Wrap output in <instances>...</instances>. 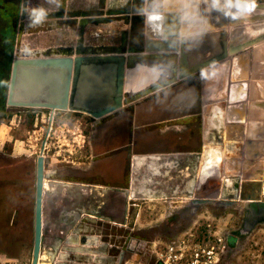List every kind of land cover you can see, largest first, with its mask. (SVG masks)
Returning a JSON list of instances; mask_svg holds the SVG:
<instances>
[{"label":"crops","instance_id":"0c3cea01","mask_svg":"<svg viewBox=\"0 0 264 264\" xmlns=\"http://www.w3.org/2000/svg\"><path fill=\"white\" fill-rule=\"evenodd\" d=\"M147 2V0H33L30 2L32 5H27L28 2H26L25 12L17 21L31 23L36 26V29L29 34L31 45L29 48L22 49L26 53L21 56H54L61 53V50L58 52L59 48L68 46L76 48L78 40L81 41V46L77 47L80 52L81 49L86 50L90 46L98 47L97 52L105 49V45L118 46L122 33H125L126 39L129 40L130 32L128 25L122 20L115 19L117 18L115 15L122 13L121 9L136 8L139 10L137 9L139 6L142 8V14L148 13L144 11ZM249 2H264V0H152L151 5L153 8H163V12L177 10L180 13L179 32L183 27L194 31L200 37L197 38L199 41L195 40L197 46L196 44L191 45L192 53L188 56L192 57V61L189 59L188 64L184 63L183 67L187 71L190 64L204 60L210 54L211 50L202 44V41L205 40L203 35L206 33L214 34L215 37H211L218 41L219 32L225 30L227 47L254 37L251 35L250 27L256 26L259 21H249V19L254 16L259 18V15L264 11L244 10L240 8L241 6L237 8V5ZM26 8H29L31 13L26 12ZM104 9H111L112 11L107 14L113 16L105 17ZM236 9H238L237 14ZM61 11L64 16L61 15ZM90 11L92 13H89ZM135 14L140 13L136 11ZM108 18L111 19L108 20ZM121 21L125 27H121ZM148 21H151L148 24L153 30L156 26L155 19H148ZM232 21H236V24L231 27L229 25ZM177 22L178 18H170V21L164 20L158 25L161 26L160 31L164 28L163 32L167 33L171 25H174V29L177 27ZM105 25H108L107 31L115 35L116 43L101 41L88 45L89 27L97 30L95 33L97 36L99 32L106 31ZM137 26L139 28L140 25ZM206 26L211 27L206 29ZM115 27L118 29L117 32L113 30ZM147 27L150 30L149 25ZM230 31H234V33L231 34ZM133 32L135 30L132 31V34ZM167 38H175V36ZM200 44L203 46H199ZM228 60L226 63H223L225 61L220 63L216 69H206L203 72L190 74L168 87L98 119L92 118L85 112L74 111L75 117H80L85 121H88L89 118L96 121L94 125L91 124L88 147L101 156L93 169L102 180L98 183L94 182L97 190L93 187L89 188L94 184L82 179L66 181L65 189H70V193L65 194V201L73 205L74 202L82 199H86L89 203L99 199L100 206H98L99 208L55 210L64 222L63 224L49 225L48 232L55 233L57 240L63 238L64 246L59 250L61 252H58L53 258L55 259L53 264H57V256L63 255L65 260L69 259L65 264H104V251L107 242L104 235L105 225L114 227L123 222L126 223L124 218L127 215H125L124 205L121 204V201L130 200L132 197L137 198V189L140 186L142 192L146 190L145 186L149 185V192H140V194L148 195L154 200L158 197L177 200L187 196L185 191L194 194L198 179L208 183L205 191L211 195L210 197H216L212 192L215 176L228 184L229 180L224 179L226 172L221 171L220 165L222 166V164L218 163V159L224 161L222 158L225 157V154L228 155L226 146L229 143V138L220 146L221 150L224 149L221 151L222 153L220 150L214 151L213 120L215 110L212 105L214 99L220 96L219 90H225L224 98H227L228 90L239 92L249 86L252 95H257V97L259 94L262 95V92L259 93L258 90L255 92L254 89H264V40L257 43L252 49L248 47L238 50L233 56L228 57ZM230 70L234 73V77L230 76ZM225 71L228 74H225ZM57 93L60 94L53 87L47 89L42 85L39 88L34 86L30 99L33 97L41 101H53L52 99L59 95ZM257 97L256 100L260 101ZM39 109L51 111L47 108ZM56 111L69 110H54L52 112ZM223 134L224 138L231 137L228 132ZM148 142H152L155 146L147 147ZM202 148L204 152L209 153L207 157L204 154L202 157ZM218 152L219 156L216 157ZM127 160L128 166L126 165ZM258 163L259 161H255L250 168L248 178L254 177L252 169L254 167L257 170L260 167ZM74 167L81 168L82 166L74 165ZM126 170L128 173L124 179ZM158 175L161 177L155 178ZM125 183L126 185H123ZM208 190L210 192H207ZM50 238L52 237L48 239ZM42 243L38 264H47L42 261L48 260L51 249L49 246H52V242ZM74 258L76 259L73 260Z\"/></svg>","mask_w":264,"mask_h":264},{"label":"rangeland","instance_id":"374dc122","mask_svg":"<svg viewBox=\"0 0 264 264\" xmlns=\"http://www.w3.org/2000/svg\"><path fill=\"white\" fill-rule=\"evenodd\" d=\"M2 1L0 0V18L3 19L0 20V60L3 58L2 46H8L5 43L6 32L3 26L7 25L10 33L13 31L12 27L15 29L11 52L7 65L3 67V79L0 81V264H30L35 162L40 155L45 165L42 242H52V246H49L51 249L48 260H43L42 263L45 261L47 264H53L55 260L53 258L64 246L63 238L57 240L55 233L48 232L49 225L64 222L55 210L100 206L99 199L90 203L82 199L73 205L65 201V194L70 193V189H65L66 181L77 178L94 184L102 180L93 169L101 156L88 147L91 124L94 125L96 121L90 118L85 121L75 117V112L71 110L56 111L50 115L51 112L45 109L5 105L11 59L26 53L22 49L30 47L29 34L36 26L27 22L19 23L17 20L21 17L20 10L13 7L9 12L6 4L1 6L4 2ZM31 1L33 0H27V5H32ZM29 8L32 10L30 6ZM29 8H26V12L31 13ZM109 11L112 10L104 9L105 17L113 16L107 14ZM61 12L64 16L63 11ZM263 24L264 22H259L258 25L255 24L256 26L252 25L250 28L254 30L250 29V32L255 31L254 27H258L256 31L263 32ZM105 27L106 31L99 32L97 36L95 35L97 30L89 27L88 45L101 41L116 43L115 35L107 31L108 25ZM121 27H125L122 21ZM113 30L118 31L116 27ZM251 35L253 36L252 32ZM255 46L256 44L249 48ZM257 90L259 93L262 92V95L254 97L263 102L264 89H254L255 92ZM43 143L44 148L41 149ZM154 146L152 142L147 143V147ZM202 150V157L203 154L207 157L209 153L204 152L203 148ZM214 151L216 152V149ZM260 160L263 168L258 169L262 178L254 176L252 179L260 180V184L262 183L259 185L261 190L259 189L260 196L257 201L264 202L263 154L258 165ZM127 173L128 170L123 176L124 179ZM225 184L226 182L221 181L217 199H204L198 202L193 200L196 191L194 194L185 191L187 196H183V199L170 200L158 197L154 200L148 195H141V186L138 187L137 198L121 201L127 215L124 218L126 223L114 227L105 225L104 235L107 242L104 264H157L155 252L159 246L187 232H192L196 236L200 234L210 236V233L206 232L209 228L222 232L227 237L221 264H264V214L253 216L244 205L250 200L247 198L245 183L237 184L233 193H229V187ZM92 187L97 190L96 184L89 188ZM145 187L146 190L141 193L149 192L150 186ZM246 223L249 224L248 229L243 231ZM49 237L52 238L48 239ZM57 259V264L69 261L65 260L64 255L57 256Z\"/></svg>","mask_w":264,"mask_h":264},{"label":"water","instance_id":"95a60500","mask_svg":"<svg viewBox=\"0 0 264 264\" xmlns=\"http://www.w3.org/2000/svg\"><path fill=\"white\" fill-rule=\"evenodd\" d=\"M25 3L26 0H23L22 13L25 10ZM237 7L244 10L249 9L250 11H264V2H249L237 5ZM137 9L139 10H136V8L121 9L123 10L122 13L116 14L117 18L115 19L122 20L128 25L127 27L130 32V35H128L129 40L126 39L125 33H122L118 46L105 45V49L98 52L96 50L89 51L88 49H81L80 52V49L78 51L74 46H68L59 48L58 52L61 50V53L50 57H24L21 55L13 57L5 94V105L7 107L47 108L51 112L54 110L80 111L87 113L92 118L98 119L162 88L168 87L190 74L203 72L206 69H216L223 61H225L223 63H226L228 57L233 56L238 50L251 47L264 40V33H262L260 36H256L255 38L249 37L246 40L238 42V44H232L227 47L225 30L219 32L218 41H215L211 37L214 34L206 33L207 36L203 35L205 40L202 41V44L208 41V44H205V48L211 50L210 54L204 60L190 64L189 70L185 71L183 67L184 63L188 64L190 62L189 59L192 61V57L188 55L192 53L190 50L191 45L196 44L195 40L199 41L197 39L200 38L197 36L198 34L183 27H181L179 32L180 13L177 10L163 12V8H153L155 11L154 23L157 25V23L164 21L169 15H176L178 22L175 33L172 34V29L167 33L163 32L164 28L160 31V27L155 26L156 33L153 34L151 33L150 24H148L151 23L148 19L152 20L153 15L148 14L149 12L142 14L143 11L140 6ZM135 10L139 11L140 14L135 15L137 16V20L132 25L131 15L136 12ZM254 17L250 18L249 21L264 22V13L259 15V18ZM235 24L236 21H232L229 26H234ZM137 25H140L141 28L140 26L138 28ZM148 25L150 30H148ZM209 27L211 26H206V29H209ZM134 30L135 32L132 34ZM230 33L233 34V31ZM172 36L177 37L179 41L175 38H167ZM78 41L76 47L81 46V41ZM202 44L199 46H203ZM225 74L228 73L225 71ZM246 74L248 75L247 72ZM231 75L234 77L232 70H230ZM20 78H23V84L28 88V92L33 93L34 86L39 87L42 85L47 89L48 87H53L60 94L57 93L59 95L57 98L54 97L53 101H41L38 98L24 101L26 99L16 98V86ZM34 83H37V85ZM43 147L44 143L42 144V149ZM223 166L226 167V164L220 165L221 171H223ZM224 172H226L225 175H228L225 169ZM44 175V159L40 155L36 158L35 162L30 264H38L41 249ZM221 181L219 177H214L215 184L212 187V192L215 193L216 197L212 196V198L205 191L208 183L206 184L203 180L198 179L195 185L196 197L193 200L198 202L204 201V199H217ZM200 184L201 186H199ZM207 192L210 191L208 190ZM259 196L256 194L255 197L250 198L244 204L253 216L264 214V202L257 201ZM248 226V223L244 224L243 231H246Z\"/></svg>","mask_w":264,"mask_h":264},{"label":"flooded vegetation","instance_id":"af4514ba","mask_svg":"<svg viewBox=\"0 0 264 264\" xmlns=\"http://www.w3.org/2000/svg\"><path fill=\"white\" fill-rule=\"evenodd\" d=\"M3 1L1 5L2 7L6 4L7 10L10 12L13 7L16 8L17 6L20 10L19 14L22 16L21 7L23 0ZM0 20L3 21L1 18ZM12 24L13 23H11V25ZM13 25L15 26V24ZM3 29L4 32H6L5 43L8 44V46H2L3 58L0 60V81L3 79V67L7 65L8 55L11 52L13 42L12 36L14 32L12 29L15 28L12 27L11 33L9 32L7 25H4ZM224 92L225 90H219L220 96L214 99L215 101L212 105L213 110H215L213 120V141L214 148L216 150H221V144L227 142L226 138H224L223 129L224 132H228V135L231 137L238 136L235 139L230 137L234 141L229 139V143H227L226 148L228 155L225 154V157L222 158L226 161V163H224V161L220 158L218 162L226 164V167H222V170L225 169L228 174L227 176H230L229 178L231 179L227 177L229 183L225 185L229 187V193H233L237 184L241 185L242 183H245V185H247V183L257 181L255 179H250V177L248 178L247 175L250 172V167L253 166H251V164H254L255 161H259L262 154L264 155V100L263 102L257 101L254 95H252L249 86H247V89L239 91L240 93L228 90V95L226 96L227 98H224ZM255 102L259 103L252 104ZM254 109L257 110L255 111ZM256 125L257 127H255ZM126 165L128 166V160L126 161ZM262 165V160H260L261 169L263 168ZM252 170V175H259L260 178H262L259 169H257L259 170V174L257 170ZM258 181L260 182V180ZM261 184L259 183L256 187H254L253 191L255 192L258 188L260 189L261 186L259 185ZM249 194H251V192Z\"/></svg>","mask_w":264,"mask_h":264},{"label":"built area","instance_id":"2783aa9c","mask_svg":"<svg viewBox=\"0 0 264 264\" xmlns=\"http://www.w3.org/2000/svg\"><path fill=\"white\" fill-rule=\"evenodd\" d=\"M206 232L210 236L187 232L165 242L156 249L157 264H221L227 237L211 228Z\"/></svg>","mask_w":264,"mask_h":264},{"label":"bare ground","instance_id":"6f19581e","mask_svg":"<svg viewBox=\"0 0 264 264\" xmlns=\"http://www.w3.org/2000/svg\"><path fill=\"white\" fill-rule=\"evenodd\" d=\"M148 2H147V5H146V8H145V11L146 12H149L148 14H152L153 15V17L152 18H155L154 16H155V14H154V10H153V7H152V5H151V2H152V0H147ZM234 5H236V4H234ZM238 8V7H237ZM196 9V8H195ZM193 11H194V8L192 9ZM236 10H238V9H236ZM192 11V12H193ZM196 11V10H195ZM191 12V13H192ZM216 12H217V10H216ZM236 13H238V11H236ZM259 13V12H258ZM257 13V14H258ZM147 14V15H148ZM195 14V13H194ZM193 14V15H194ZM199 14V13H198ZM136 14L135 13H133L132 14V16H131V21H132V24L134 25L135 24V22H136V20H137V16H135ZM251 16H252V14H250ZM248 17H249V15H248ZM170 18H177V16L176 15H169L168 17H166V19H164L166 22L167 21H170ZM247 20V19H246ZM245 21V20H244ZM254 21V20H253ZM243 22V21H242ZM261 25V24H260ZM263 27H264V24L262 25ZM156 27H158L159 28V25H158V23H157V25H156ZM156 27L154 26V29L152 30V33L154 34V33H156ZM161 27V26H160ZM232 27V26H231ZM249 27V26H248ZM261 27V26H260ZM171 28H172V34L173 33H175V29H174V25H171V27L169 28V31L171 30ZM257 28V27H256ZM256 28H255V31H251L252 32V34H253V38H255L256 36H259L261 33H264V31L263 32H260V30L259 31H256ZM252 30H254L253 28H251ZM262 30H264V29H262ZM169 31H167V32H169ZM231 32V31H230ZM234 33V32H233ZM258 34V35H257ZM219 35V34H218ZM256 35V36H255ZM219 37V36H218ZM228 37V36H227ZM176 40H178L179 41V39H176ZM206 44V43H205ZM77 48V47H76ZM88 50L89 51H92V50H99V48L98 47H96V48H93V47H89L88 48ZM207 50V49H206ZM204 59V58H203ZM23 78H20L19 79V82H18V84H17V86H16V98H22L23 100L24 99H26V100H24V101H28L29 99H30V95H31V92H28V88L23 84ZM31 83V82H30ZM29 84V83H28ZM35 84V83H34ZM37 84V83H36ZM30 85V84H29ZM39 88V87H38ZM42 91V90H41ZM35 93H36V91H35ZM43 93V92H42ZM33 94V93H32ZM51 96V95H50ZM43 97V96H42ZM31 98H33V97H31ZM244 125V124H243ZM244 127V126H243ZM224 133V132H223ZM227 133V132H226ZM237 134V133H236ZM238 137V136H237ZM237 137H231L232 139H235V138H237ZM231 139L230 137H226V139ZM231 139V141H234V140H232ZM206 140V139H205ZM211 146V145H210ZM223 149V148H222ZM224 150V149H223ZM223 150H220V152L221 151H223ZM222 153V152H221ZM221 153H220V155H221ZM217 156H219V152L216 154V157ZM219 160V159H218ZM211 165V164H210ZM209 166V165H208ZM230 166V165H229ZM257 168V167H256ZM253 169H254V167H253ZM258 174H259V172H258ZM222 176V175H221ZM226 176V175H225ZM252 176H255V177H258L259 175H252ZM243 178V177H242ZM224 179H228V178H224ZM222 181H223V179H222ZM226 182V181H225ZM257 182H259L258 180L257 181H252V182H250V183H247V185L245 186L246 187V192H247V198H252V197H255L256 196V193H257V195L260 193V190H259V188L258 189H256V191H255V195L253 196V194H254V191H253V189H254V187H256L259 183H257ZM228 183H229V181H228ZM255 183H257V184H255ZM255 184V185H254ZM48 185V184H47ZM249 188H250V190H249ZM261 189V188H260ZM253 191V192H252ZM251 192V194H252V196H250L251 194H249V193ZM39 261V260H38Z\"/></svg>","mask_w":264,"mask_h":264}]
</instances>
